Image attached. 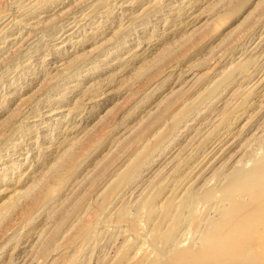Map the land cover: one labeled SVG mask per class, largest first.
<instances>
[{"label": "rangeland", "instance_id": "rangeland-1", "mask_svg": "<svg viewBox=\"0 0 264 264\" xmlns=\"http://www.w3.org/2000/svg\"><path fill=\"white\" fill-rule=\"evenodd\" d=\"M263 170L264 0H0V264H195Z\"/></svg>", "mask_w": 264, "mask_h": 264}, {"label": "bare ground", "instance_id": "bare-ground-1", "mask_svg": "<svg viewBox=\"0 0 264 264\" xmlns=\"http://www.w3.org/2000/svg\"><path fill=\"white\" fill-rule=\"evenodd\" d=\"M232 190L244 195L246 201H240V203L233 202L228 206L225 223L219 228H216L214 234H209L210 236L206 234L207 236L201 240L202 257L199 256V258L195 260V264H264V258H262V263H258L256 260V258L260 257L259 255L264 254V244L259 245V249L256 250V244L262 238L257 226L263 222V218L260 216L259 211L264 208V170L261 172L255 171L243 185H237L227 191V194H225L227 198L225 199L228 203L236 198L233 194L235 198L232 199ZM207 191H209V189ZM212 194V192H206L203 197L209 199ZM236 200L238 199L236 198ZM170 205L172 204L169 203L168 207ZM189 205L187 201L179 204L176 210L177 214L173 213L174 211L171 212L170 208H168L169 211H167V214L170 215L175 227L181 224L184 217L182 213H184V209ZM166 233V246L172 247V245H175L176 247V244H174L176 240L174 239L173 229ZM160 234L161 233H159V235ZM175 249H177V247ZM166 250L168 249L166 248ZM189 253V251H184L180 252L178 255Z\"/></svg>", "mask_w": 264, "mask_h": 264}]
</instances>
